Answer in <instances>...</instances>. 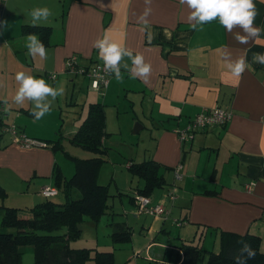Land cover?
Here are the masks:
<instances>
[{"label": "crops", "instance_id": "obj_1", "mask_svg": "<svg viewBox=\"0 0 264 264\" xmlns=\"http://www.w3.org/2000/svg\"><path fill=\"white\" fill-rule=\"evenodd\" d=\"M254 3L257 10L254 26L260 28L262 34L241 44L234 37L236 33L244 35L243 30L234 28L228 32L218 20L193 29L188 21L190 10L181 5L180 0H152L150 5H146L145 0H0V75L7 74L4 77L12 76L15 80L17 74L13 70L19 67L27 75L43 78L53 87L62 88L64 95L63 99L57 97L55 123L42 124L30 115L34 107L30 101L9 106L12 97L5 91L0 92V116L4 125L3 130L0 128V137L7 133L11 119L14 121L11 127L17 133L25 134L28 125H21L27 123L29 117L41 132L31 138L49 142L51 135L60 133L71 142L86 119L90 105L102 104L106 132L110 135L107 140H113L112 136L117 132L108 127L109 99L117 88L127 92V99L129 92L135 91L137 95L130 99V107L135 113L133 120L142 122L139 118V109H142L154 127L151 133L154 145L139 161L130 157L126 164L129 172L132 165L145 161L160 165L159 173L165 178L166 185L156 189L150 198L155 203H164L169 212L163 218L152 217L149 226L145 224L147 220L142 222L140 233L147 229V238L149 235L152 239L142 250L139 246L137 250L134 247L137 255L145 250L151 257L152 250L160 247L176 253L174 264H180L181 247L186 244L219 253L223 233L260 237L264 252V65L252 62L254 53H264V0H254ZM36 8H48L51 15L46 21L33 24L31 12ZM146 8L151 12L145 24L139 17ZM24 26L51 28L45 45L46 58H33L28 54L26 43L30 34L23 33ZM105 35L134 54H142L151 66V74L147 81L133 78L129 71L131 61L125 58L122 65L126 63L128 69L121 67L120 80L110 73L108 96L101 100L90 91L83 95L87 86L86 83L83 87V83L88 80L75 72V75L70 74L72 71L67 63L76 57V69L89 67L90 61L104 64L99 50L93 45ZM224 52L231 53L233 59L246 58L248 67L241 77L231 76L223 59ZM9 58L17 64L11 67V62H6L2 67L3 59ZM53 75L57 78L55 81L51 80ZM217 106L232 112L233 117L227 125L199 130L190 142L179 141L175 130H185L204 109ZM135 108L139 112H135ZM12 110L15 112L11 113ZM143 126L135 128L134 133H140ZM98 157L96 154L74 159ZM179 165L183 166L181 179L175 175ZM56 167L60 168L51 152H28L11 142L0 143V188L6 193V198L0 199V219L4 216L3 207L16 208L20 218L30 219V209L44 202L42 189L55 186ZM60 172L70 179L61 168ZM133 178L138 179L136 185L134 181L128 187L116 183V195L111 194L110 183L102 185H109L110 199L127 197L136 207L131 199L137 196L144 182L138 177ZM248 184L254 185L251 192L246 190ZM12 191L22 199H29L22 205L27 209L22 216L23 208L8 201ZM172 194L175 201L170 200ZM74 196L80 197L78 191ZM110 205L106 215L114 216V203L110 201ZM133 215L135 220L142 218L137 209ZM178 222L183 224L179 226ZM132 224L128 218L123 223L109 222L115 227L113 232L121 228L131 231L129 243L136 233ZM175 228L172 243L156 240L158 234L169 237L173 233L171 229ZM208 239L211 240L209 243ZM164 264L173 263L164 261Z\"/></svg>", "mask_w": 264, "mask_h": 264}, {"label": "trees", "instance_id": "obj_2", "mask_svg": "<svg viewBox=\"0 0 264 264\" xmlns=\"http://www.w3.org/2000/svg\"><path fill=\"white\" fill-rule=\"evenodd\" d=\"M23 33L38 35L44 45H47L51 28L24 26ZM90 64L89 67L79 69L87 71L99 63L90 61ZM77 74L87 77L84 73ZM2 125L3 119L0 116V128L4 126ZM109 136L106 132L104 106L90 105L86 119L71 142L99 157L89 160L74 159L75 173L70 179H66L60 168L56 167L54 187L58 190L57 196L61 194L65 198L62 204L55 201L57 196L43 197V203L30 209V219L20 218L16 208H2L4 216L0 224V264H21L22 252L26 247L31 248L34 264H116L112 251L75 248L71 244L81 237V225L86 219L98 223L111 209L109 185L98 182L103 155L109 150L106 145ZM160 168L158 163L151 160L130 167L132 175L144 182L137 196L131 199L132 202L137 204L138 196L150 197L156 189L166 185L165 178L159 173ZM76 191L80 194L78 198L74 196ZM4 198L6 193L0 188V199L3 201ZM111 240L113 244L129 242L131 231L121 228L111 234ZM221 241L222 250L219 253L207 252L194 244L183 245L180 264H233L235 255L243 247L242 242L249 244L256 251L255 259L249 264H264L260 237L223 233Z\"/></svg>", "mask_w": 264, "mask_h": 264}, {"label": "rangeland", "instance_id": "obj_3", "mask_svg": "<svg viewBox=\"0 0 264 264\" xmlns=\"http://www.w3.org/2000/svg\"><path fill=\"white\" fill-rule=\"evenodd\" d=\"M3 61L4 62H2V67L6 66V62H11V67L17 64L11 58L3 59ZM13 71L15 74L20 72L25 73L23 69H20L19 67ZM70 74L75 75L73 74V72ZM6 75L7 74L0 75V92L5 91L8 96L12 97L10 100L11 102H8V105L15 106L16 104L14 102V96L19 88V83L17 82L16 78L14 80L12 76L4 77ZM77 76L88 80V82L86 81L83 83V87L87 83V86L83 91V95H86L90 92L93 94L96 93L97 98H101V100L105 99L108 96V89L105 90L104 93L96 91L92 88L91 81L87 77L82 74H78ZM56 79L51 80L55 81ZM117 89L118 90L116 92L112 93L108 102L109 106L107 107L109 115L108 127L110 130L117 132V134H115L116 136H112V138H114L113 140H107V147L109 148V150L107 154L103 155V158H105V162H103V164L101 165L98 175L99 184H111L112 195H116V183L120 186L125 187H128L131 181H134V185L138 183V179L133 178L126 163L128 162V160H130V157H133L135 158V160L139 161L143 157L144 152L146 150L150 152L151 150L149 149H151V145H154V139H152L151 137V133H153L154 127L151 124L150 119L147 118L146 115H144L142 109H139V118L142 122H144V126H146L145 129L142 122L133 120L135 113L133 112V107H130L132 104L130 99H132L133 96L137 95V93H135V91L129 92L130 97L127 99L125 97V94L127 92L120 88ZM111 92L112 91H110V93ZM63 96L64 95L60 96L61 99H63ZM48 99L51 103L50 112H52V114H46L40 120L42 124H44L45 122L54 124L56 121L55 114L58 112V110H56L55 106L57 103V98L52 99L51 97H49ZM28 104H30V102H28ZM32 104L33 103L31 102V105ZM139 105H141V103H139ZM9 108L11 109L12 107ZM13 112L15 111L12 110L11 113ZM135 112H139L138 108H135ZM51 116H54L55 118ZM65 118L66 117L64 116V119ZM26 119L27 123H22L21 126H24L25 124L28 125L27 132L25 134L18 133V136L23 135L26 138H31L37 134H40L41 132L37 130L38 127L33 124L31 118L27 117ZM11 121L12 122H10V124L12 125L14 121L13 119H11ZM11 125H9L8 129H10ZM137 126H143V129L140 131V133L135 134L134 129ZM58 136L51 135L52 141L45 142L46 147L34 145L29 148H23L20 144L14 142L13 133L7 131V133L3 137H0V143L4 144L5 142H11L13 145H16L20 149L28 152H51L52 159H56V162L62 169L64 175L68 178H71L75 170L74 158H90L94 157L96 154L74 145L67 138L62 137V134L60 133L58 134ZM31 139L38 140L33 138ZM12 192L13 193L11 195V199H8V201L11 202V204H17L20 205L21 208H23L20 211L22 212V216L23 213H26L27 211L24 206L22 207V205L27 204L29 199H22L21 195L14 194V191ZM117 198L118 197H115V199H110L111 203H114V216L104 215L97 225L92 224L89 219H86L81 225V237L78 241L71 243L72 246L75 248L88 247L97 248L100 251H113L115 253L116 264H164V261L172 262L174 264L177 254L160 247L154 248L152 250V253L150 254L151 257L147 255L145 250H143L140 255H137V253L135 252L137 250V247L139 246L142 250L143 247H146L149 240L152 239V237H150L149 235L147 238V229L144 230L142 234L140 233L142 232V222L147 220L148 222H146L145 224L146 226H149L152 221V216L141 214L142 218L135 220L136 217L133 215V212L135 211L136 207H133V205L130 204L127 197H123V199ZM55 201L62 204L65 201V198L63 195H61L58 199H55ZM112 217H114V219H112ZM127 218L130 223H134L132 225L136 229L135 237L130 243L128 242L122 245H114L111 240V233L113 232L115 227L114 225H109V222H113L114 220L115 223H123L127 221ZM1 220L2 219H0V224ZM137 222L139 225H137ZM171 230L173 233L169 237L165 234H158L156 240L164 244H168V242L172 243L174 241V235H176L177 229L175 228ZM210 241L211 240L208 239V243ZM134 247H136V250H134ZM34 263L35 260L31 248L26 247L22 252L21 264Z\"/></svg>", "mask_w": 264, "mask_h": 264}, {"label": "clouds", "instance_id": "obj_4", "mask_svg": "<svg viewBox=\"0 0 264 264\" xmlns=\"http://www.w3.org/2000/svg\"><path fill=\"white\" fill-rule=\"evenodd\" d=\"M152 0H145L146 5H150ZM181 5L187 6L190 10L188 21L192 24L193 29L202 28L204 25L213 21L232 32L234 28L243 30L244 35L235 34V39L246 44L249 38L255 39L262 34V30L254 26L257 16L256 5L254 0H180ZM151 9L146 8L139 20L147 23V17ZM51 15L48 8H36L31 12L33 24L46 21ZM2 27V25H0ZM2 35V32H0ZM26 47L28 54L35 58L39 56L44 59L47 57V49L44 43L34 34L27 37ZM94 48L99 50V55L104 63V68L111 74H114L117 80L121 79V67L128 69L122 61L128 58L132 67L129 69L133 78H143L145 81L151 74V66L145 62L142 54H134L132 50L121 47L119 44L112 42L107 35L94 42ZM223 59L228 64L229 72L233 77H241L247 67L248 62L244 56L233 59L231 53L224 52ZM252 62L264 65V53H254ZM16 80L19 88L14 96V102L17 105H23L25 101L33 103L34 107L30 115L36 120H41L50 112L51 103L49 97L57 98L63 94L62 88L53 87L43 78H35L23 72L17 73ZM243 243L234 257L233 264H249L256 257V251L252 247Z\"/></svg>", "mask_w": 264, "mask_h": 264}, {"label": "built area", "instance_id": "obj_5", "mask_svg": "<svg viewBox=\"0 0 264 264\" xmlns=\"http://www.w3.org/2000/svg\"><path fill=\"white\" fill-rule=\"evenodd\" d=\"M76 57L69 59L67 66L72 72L84 73L89 79H91V86L94 90L104 93L109 87V77L110 73L104 68V64L93 65L91 68L76 69ZM53 79L56 78L55 75L52 76ZM233 117L232 112L223 109L221 107H214L210 110L204 109L200 114H198L194 119L190 121V124L185 130H175V133L179 137L181 143H187L194 139L195 134L199 130L207 129L214 126H225L227 125ZM13 133L14 141L20 143L24 148H29L31 146H43L46 147V143L38 140H32L24 137L23 135L18 136L16 129L12 126L10 129H6ZM183 166L179 165L175 169V175L177 179H181V170ZM253 184L246 185V190L251 192L253 190ZM41 195L45 198H53L58 195V190L56 187L47 186L41 191ZM171 201H175V196L172 194L170 196ZM136 209L138 214H145L148 216L163 218L168 215V211L162 202L155 203L150 197L138 196ZM183 223L178 222L181 226Z\"/></svg>", "mask_w": 264, "mask_h": 264}, {"label": "water", "instance_id": "obj_6", "mask_svg": "<svg viewBox=\"0 0 264 264\" xmlns=\"http://www.w3.org/2000/svg\"><path fill=\"white\" fill-rule=\"evenodd\" d=\"M138 128V126L136 127V129Z\"/></svg>", "mask_w": 264, "mask_h": 264}]
</instances>
